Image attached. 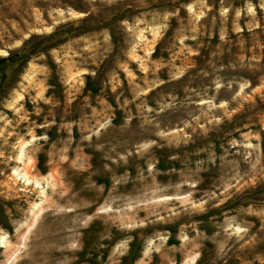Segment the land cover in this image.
Wrapping results in <instances>:
<instances>
[{"label": "rangeland", "instance_id": "1", "mask_svg": "<svg viewBox=\"0 0 264 264\" xmlns=\"http://www.w3.org/2000/svg\"><path fill=\"white\" fill-rule=\"evenodd\" d=\"M0 264H264V0H0Z\"/></svg>", "mask_w": 264, "mask_h": 264}]
</instances>
